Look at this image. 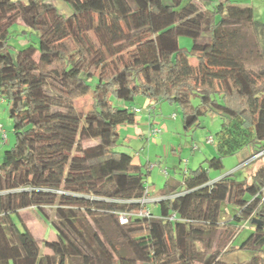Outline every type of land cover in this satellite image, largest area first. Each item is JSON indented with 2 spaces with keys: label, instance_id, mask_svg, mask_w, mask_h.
I'll list each match as a JSON object with an SVG mask.
<instances>
[{
  "label": "trees",
  "instance_id": "obj_1",
  "mask_svg": "<svg viewBox=\"0 0 264 264\" xmlns=\"http://www.w3.org/2000/svg\"><path fill=\"white\" fill-rule=\"evenodd\" d=\"M62 1L69 15L47 0H0V96L15 136L0 162V264H217L220 250L194 244L210 246L224 200L236 208L226 224L250 215L261 222L239 248L251 249L249 264H264V161L244 179L230 172L210 182L208 172L245 148V160L262 153L243 166L264 157V19L240 0ZM17 21L37 33L36 45L10 49ZM180 36L192 39L191 49L179 46ZM253 59L256 68L247 65ZM89 92L91 106L77 109L74 100ZM135 94L180 105L185 128L208 112L221 125L206 167L151 192L183 194L120 224V211L140 207L131 200L143 195L148 171L112 149L119 126L136 123L134 107L112 98ZM80 141L95 144L71 155ZM26 207L57 232L42 243L50 252L21 217ZM172 212L177 220L167 219Z\"/></svg>",
  "mask_w": 264,
  "mask_h": 264
},
{
  "label": "rangeland",
  "instance_id": "obj_2",
  "mask_svg": "<svg viewBox=\"0 0 264 264\" xmlns=\"http://www.w3.org/2000/svg\"><path fill=\"white\" fill-rule=\"evenodd\" d=\"M13 1L23 2L25 0ZM61 2L68 7L65 2ZM245 2L253 6L254 15L257 19H264V16L261 18L260 15L262 10H264V0H245ZM52 3L54 4L53 1ZM244 30H246L247 36L254 38L250 27H244ZM37 41V33L23 23L17 21L9 27L7 42L12 51H17L28 43L36 45ZM178 43L180 47L189 50L191 49L192 39L188 36H180ZM33 57L37 59L38 53L36 52ZM190 60L193 63L195 61L194 58ZM259 62V59H253L249 60L247 65L256 68ZM136 63L134 62V64ZM112 99L114 104L120 107L138 109L136 112V123L119 126L118 138L112 149L132 155L133 161L142 165L143 170L148 171L145 186L150 191L157 192L162 189L167 177L180 181L183 177V172L186 170H195L199 165L206 167V160L215 154L213 143L205 144L204 140L208 136L214 137L215 133L220 129L221 118L218 114L208 112L200 116L196 124L185 128L182 120V108L178 104L162 99L151 101L142 94H135L130 101ZM191 102L193 105H197L199 99L192 97ZM91 104V92L74 100L75 107L83 111L87 110ZM173 114L175 117H172ZM0 126L2 128L0 130L1 162L4 150L9 149L15 139L12 120L8 114V105L2 96H0ZM151 128H158L160 132L157 135H152L149 133ZM3 133H5V137H3ZM92 144H95V141H80L73 147L70 154L79 155V148ZM193 145H196L197 148H193ZM249 152L250 150L245 148L232 155L223 157L221 168L208 170L211 180L230 172L234 173L237 179H244L249 176L253 169L258 168L264 161L263 157L262 160L243 166L248 160V158L246 160L244 158ZM147 164H154V166L149 170L147 169ZM235 210V206L227 202V200L220 202L217 220L224 222L225 225L222 223L216 230L210 246L204 247L199 242L194 244V247L200 252L208 253L215 249L220 250L221 253L217 264H249L248 261L252 255L251 249H241L239 246L250 233L255 231V226L249 221H243L240 226L226 224L233 217ZM46 213L50 218L54 219L52 210H46ZM20 214L41 245V251L50 252L49 249L44 248L42 245L45 240L58 238L57 232L50 223L33 207L23 208L20 210ZM14 220L19 223L16 216H14ZM117 245L120 246V243H117ZM262 251L264 255V244L262 245ZM194 264H201V262L197 260Z\"/></svg>",
  "mask_w": 264,
  "mask_h": 264
},
{
  "label": "built area",
  "instance_id": "obj_3",
  "mask_svg": "<svg viewBox=\"0 0 264 264\" xmlns=\"http://www.w3.org/2000/svg\"><path fill=\"white\" fill-rule=\"evenodd\" d=\"M135 112L138 111V109H135ZM172 117H175V115L173 114ZM0 130H2L1 126H0ZM158 132H160V130L158 128H151L149 133L152 135H157ZM5 133H3V137H5ZM213 142V137L212 136H208L205 138L204 143H212ZM193 148H197L196 145H193ZM262 152H259L258 154H256L254 157L258 156L259 154H261ZM252 158H248V160L243 164L245 165L247 162H249ZM154 166V164H147V169H152ZM214 180H211L210 182H213ZM208 182V183H210ZM263 190V189H262ZM59 192V191H58ZM184 191L181 192H175V193H171L168 195H154L151 193V191L149 190V188L146 186V189L143 193V195L141 197H139L138 199H135L134 201L131 200V202H136L140 204V207L130 210V211H120L118 213V221L120 224H126L128 223L129 219L131 216H141V217H149L151 216V212H150V206L155 204L156 202L160 201L161 199H168V198H173L175 196H178L180 194H183ZM262 199H264V195L262 196ZM251 215L249 216V218H247L245 221H249L252 222V218L251 219ZM167 219L173 221V220H177L178 216L175 212H172ZM251 219V220H250Z\"/></svg>",
  "mask_w": 264,
  "mask_h": 264
},
{
  "label": "crops",
  "instance_id": "obj_4",
  "mask_svg": "<svg viewBox=\"0 0 264 264\" xmlns=\"http://www.w3.org/2000/svg\"><path fill=\"white\" fill-rule=\"evenodd\" d=\"M47 1H53L54 2V4H55V6L57 7V9H58V11L60 12V13H62V14H64V15H69L70 14V12H71V10L69 9V7H67L64 3H62L60 0H47ZM240 2L242 3V4H247V2H245V0H240ZM255 13V12H254ZM261 18H263V16H264V10H262V12H261ZM20 22V21H19ZM149 112V111H148ZM134 162V161H133ZM135 163V162H134ZM136 164H138V163H136ZM169 178V177H168ZM171 178V177H170ZM173 180V179H172ZM151 192H153V191H151ZM22 210V209H21ZM27 226H28V228L30 229V227H29V225L27 224ZM30 231H31V229H30ZM32 232V231H31ZM32 234H33V232H32ZM33 236H34V234H33ZM236 236V235H235ZM35 237V236H34ZM36 238V237H35ZM57 238H54V239H52V240H56ZM36 240H37V238H36ZM38 241V240H37Z\"/></svg>",
  "mask_w": 264,
  "mask_h": 264
},
{
  "label": "water",
  "instance_id": "obj_5",
  "mask_svg": "<svg viewBox=\"0 0 264 264\" xmlns=\"http://www.w3.org/2000/svg\"><path fill=\"white\" fill-rule=\"evenodd\" d=\"M252 223L254 224L255 226V229L258 227V226H261V222L257 219H252Z\"/></svg>",
  "mask_w": 264,
  "mask_h": 264
}]
</instances>
